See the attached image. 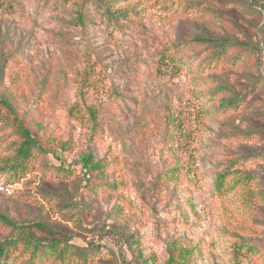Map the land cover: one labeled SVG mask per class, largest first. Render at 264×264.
<instances>
[{
	"label": "rangeland",
	"instance_id": "obj_1",
	"mask_svg": "<svg viewBox=\"0 0 264 264\" xmlns=\"http://www.w3.org/2000/svg\"><path fill=\"white\" fill-rule=\"evenodd\" d=\"M83 1L0 0V98L47 149L19 159L0 105L5 264H264V0H109L120 20L80 27Z\"/></svg>",
	"mask_w": 264,
	"mask_h": 264
},
{
	"label": "trees",
	"instance_id": "obj_2",
	"mask_svg": "<svg viewBox=\"0 0 264 264\" xmlns=\"http://www.w3.org/2000/svg\"><path fill=\"white\" fill-rule=\"evenodd\" d=\"M88 2L84 3L83 5L79 4L76 10L77 17L73 19L74 22L80 25V27H84L89 22L87 20L86 13L92 14V17H101L105 18L108 21L110 20H120V13H115L111 10L108 6V1L106 0H87ZM85 5H89L88 8H85ZM254 13L255 16H261L263 18L264 24V1L261 2L260 6L256 7ZM118 17V18H117ZM191 44L198 45L200 47H204L205 49L210 51V55L215 57V60H220L224 57V55L230 49H234L238 47L236 42H232L229 39H215V38H208L202 35H198L192 37L190 39ZM185 46L177 45L173 47L171 52H168L166 55H162V60L158 61L156 65V73H164L162 67L165 66V69H168L173 72L174 74H178L185 69ZM227 103V107L237 106L239 102V97H232L229 99H224L223 103ZM0 105L6 108L12 116V122L17 124V134L19 136L20 142L17 148V157L25 161L32 156V152H40L46 153L47 149H45L40 140L38 139L37 134L32 133L29 128L25 127L20 120L15 116V111L11 105V103L7 99L0 98ZM80 163L82 167V171L85 176H90L93 172L99 169V165L97 161H94L93 154L89 151L87 153L81 154ZM22 167V163L17 164L14 168L19 169ZM3 222L10 224L11 222L8 221L5 217L0 216ZM36 229L43 234V236H50L49 238H45L46 242L50 246L51 249H56L61 243H66V240L61 236H67L64 233L58 232L55 228H49L43 224L38 223ZM47 233V234H45ZM33 236V235H32ZM13 245L12 241H5L0 244V264H5L8 260L9 255V248Z\"/></svg>",
	"mask_w": 264,
	"mask_h": 264
}]
</instances>
